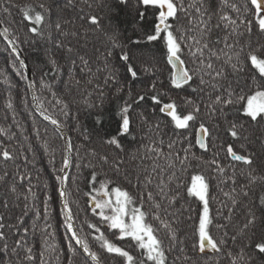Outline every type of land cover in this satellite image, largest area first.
<instances>
[{
	"label": "snow or ice",
	"instance_id": "obj_1",
	"mask_svg": "<svg viewBox=\"0 0 264 264\" xmlns=\"http://www.w3.org/2000/svg\"><path fill=\"white\" fill-rule=\"evenodd\" d=\"M117 3L127 6L129 0H117ZM80 5L89 10L93 8L91 0H38L22 8L12 4L11 0L4 6L0 0L3 14L11 16V9H18L27 34L21 41L9 27L3 26L0 30V37L7 45L3 51L8 53L16 75L27 79L21 44L47 41L63 51L68 61L67 75L76 86L81 85L77 78L79 72L87 76L85 84L94 87L101 102L109 92L123 101L113 114L115 134L101 137L105 146L103 151L86 149L85 156L81 157L77 148L73 160L69 155L73 150L71 140H65V154L56 180L68 241L67 264H74L77 256L82 264H105L108 258H119L117 264H168L169 252L185 253L184 241L178 238L177 232L180 215L188 211L184 204L189 198L199 206L198 223L193 230V250L201 256L211 253L209 259L217 258L216 264H219L220 255H227L230 264H264V194L257 205L260 214L248 208L243 222L236 226L237 231L230 237L233 243L238 237L245 238L247 243L239 252L229 250L225 253L228 229L235 226L234 215L242 199L249 196L253 186H264V174H257L256 153L246 143L240 144L239 151L235 147V142L249 140L246 133L250 127L264 125V44L253 46L241 39L246 35L250 37L254 31L264 36V0H136L139 34L134 31L124 42L115 34L105 32L101 17L91 11L85 12ZM78 8L76 16L64 15ZM149 12L153 17L150 22L146 19ZM2 25L4 21L0 20ZM90 35L102 36L104 46L94 45L92 55L82 54L72 45V39L79 43L83 38L86 47ZM153 48L159 52V59ZM93 59L97 62L95 71L91 66ZM49 63L53 76L63 71V66L54 57H49ZM47 75L49 73H44ZM40 87L51 94L48 103H54L63 117H69V103L57 95L52 84L42 77ZM28 88H35V82H30ZM91 95L92 92H87L84 99L88 108L95 107L88 101ZM33 100L53 130H62L64 124L48 114L40 97L33 96ZM148 102V108H141L136 113L140 126L147 128L144 139L148 143H142V154L141 149H137L132 159L149 160L151 164L142 163L138 171L129 172L124 170V140L136 139V121L132 113L137 106ZM6 107L13 109L11 100ZM146 112L155 117V123L149 120ZM107 115L103 110L96 114L95 125L101 130ZM161 123L168 129L167 141ZM192 129H195L194 140ZM220 130L234 142L220 146L224 151L223 158L219 151H211ZM36 134L39 136L38 129ZM0 137L3 138L0 139V168H3L0 183H5L8 164H15L18 156L15 149L10 150L4 143L15 139V134L0 127ZM89 139L84 135L85 141ZM260 139L264 147V138ZM20 155L25 163L29 162L22 151ZM51 163L55 166L54 158ZM260 163L264 164V159ZM73 166L77 172L70 178L67 170ZM83 169H90L83 177L88 189L83 195L87 198V210L92 219H85L78 228L70 198L73 186L76 191L80 190L77 182L83 176ZM122 170L124 180L134 191L117 182ZM238 177L245 182L238 184ZM31 180V175L20 173L17 166L14 182L8 190L17 201L22 199L24 203L22 215L14 223L7 214L10 209L8 199L0 202V207L6 210L0 213V254L8 257L0 260V264H13V257L15 264H36L37 254L34 245L29 243V236L30 232L35 233L41 219L44 224L40 231L44 237L39 264H51L50 259H45V253L56 254L57 260L62 255L54 243V231L49 232L52 228L48 207L51 197L46 196L42 214L35 204V186ZM26 181V191L19 193L17 185L22 186ZM213 186L222 195V200L212 194ZM223 186L228 190L225 191ZM213 202L218 205L214 212ZM15 206L19 207L18 204ZM29 211L34 212L35 218L31 227H24V217ZM83 225L87 226L88 232ZM213 228L223 230L221 238L212 234ZM9 232L14 237L11 246ZM161 233H164L163 238ZM108 234L115 240L128 241L132 251L117 245ZM183 260L190 261L191 257L184 254Z\"/></svg>",
	"mask_w": 264,
	"mask_h": 264
},
{
	"label": "trees",
	"instance_id": "obj_2",
	"mask_svg": "<svg viewBox=\"0 0 264 264\" xmlns=\"http://www.w3.org/2000/svg\"><path fill=\"white\" fill-rule=\"evenodd\" d=\"M38 2V0H11L12 4L19 7H23L25 4ZM93 3V8L89 10L85 5H80L84 7L85 12L91 11L101 17V23L103 25L104 31L108 34H115L118 39L122 42L127 41V38L133 36L134 31L137 34L138 28L136 24L137 11L135 8L136 0H129V5L121 6L118 5L117 0H91ZM4 6H7L9 0H2ZM79 8L76 10H71L64 13L65 16L71 18L77 15ZM11 16L3 14L2 8H0V20L4 21L3 26L9 27V29L18 35L23 41L26 37V30L21 21L20 12L17 8L11 9ZM146 19L150 22L153 17L149 12ZM79 24V21H77ZM82 31V30H81ZM54 40L56 39V34L53 33ZM243 42H251L253 46L258 43L264 44V36L257 34L255 31L249 36H244L241 38ZM104 38L100 35L92 36L88 38L87 46L84 47L85 41L83 38L77 43L75 39H72V45L77 48L82 54L87 52L92 55L94 52V45L96 47L104 46ZM7 45L4 43L0 37V127L10 129L11 133L15 134V139L8 141L5 140L4 143L8 145L9 149H15L18 159L15 164L9 162L8 164V177L5 183H0V202L4 199H8L10 204V209L7 210V214L11 216L12 223L15 222L16 218L22 215L23 212V200L17 201L15 196L9 192V185L13 183V178L17 171V166H19L20 173H28L31 175V184L35 187L33 191L36 193V206L41 210L43 214L44 200L46 196H50L51 200L48 202L49 207V223H51L52 228L49 232L55 233L54 243L58 247V252L62 253L59 260L55 258L56 254L50 256L49 253H45V259L49 260L51 264H67L68 261V241L66 239V233L63 227V215L61 211V206L58 197L59 188L58 181L56 180L57 170L61 166L62 157L65 154L64 142L61 136L53 130L48 124L43 122L37 114L34 112L30 100L29 89L27 81L23 76L16 75L13 71L11 64L9 63L8 53L3 51ZM22 54L25 57L30 72L32 74L33 80L35 82V92L36 96L40 97L43 101L45 107L49 110L48 114L56 116L64 124L63 129L67 133L71 143L73 145L72 158L75 160L76 149L79 148V154L84 157L86 154V149L96 148L97 150L103 151L104 147L102 145L101 137L108 134H115L116 132V118L113 114L116 112L118 105L122 104L123 101L120 97L115 96L113 93L109 92L108 96L101 102L98 93L95 91L94 87L91 85H86L85 80L87 76L77 72V78L81 80V85L76 86L74 81H70L67 75L68 71V61L64 58V53L61 49H56L54 44H49L47 41L37 40L35 44L22 43L21 44ZM156 52L157 59L160 58L159 52L153 48ZM139 55V53H136ZM54 57L57 59L60 65L63 66V71L56 76L51 73V65L49 63V57ZM145 56L147 58L148 53L145 50ZM93 71L97 67V62L93 59L92 62ZM191 66L190 64L188 65ZM163 68V64H161ZM44 73H49V75L44 76ZM166 75V72H165ZM43 79L52 84L53 90L56 91L57 95L69 103L71 114L69 117L65 118L59 113V108L54 107L53 104H49L48 101L51 100V94L47 89H42L40 87V80ZM7 79V83L5 80ZM142 79H147V77H142ZM9 84L11 87H9ZM138 90V85H137ZM107 91V89H106ZM87 92H92V95L88 97L89 103H93L95 107L88 108L84 103V99L87 96ZM126 99V97H124ZM11 100L13 104V109H8L6 107L7 103ZM150 102L137 106L135 112L132 113L133 119L136 121L135 124V135L136 139L132 140L130 138L124 140L125 152L122 154L126 160L125 169L129 172H135L139 170V167L143 163L144 165H150L151 161L144 160L143 162L139 159H132V155L137 152V149H141L142 154V143H148V140L144 139L147 135V128L141 127L139 121L136 117V113L141 110V108H148ZM101 110L108 113L104 118L105 124L103 130L99 129L95 125L96 114ZM149 115V120L155 123V117L146 112ZM15 116V119H13ZM39 130V136L36 134V130ZM47 129V131H45ZM162 132L165 133L164 139H168V129L164 128L163 123H161ZM84 135H88L90 139L88 141L84 140ZM191 135L193 140L195 139V129L191 130ZM249 136L247 142H235V147L239 151L240 144L246 143L247 147L254 151L257 155V174H264V164L260 163L261 159H264V147L261 146V139L264 138V125L252 126L246 133ZM0 139H3L0 137ZM45 141L47 142V150H45ZM229 143H234L228 136L225 135L223 130L218 131L216 138L213 142V147L211 151H219L220 156L223 158L224 151L221 150L220 146H226ZM83 145V147H80ZM28 156L29 162L25 163L23 156L20 152ZM210 154V153H209ZM54 158L55 166L51 163V159ZM90 169H83V176L78 180L79 191H76V187L71 188V207L73 209L74 215L77 217V227L79 228L85 219H92L87 210V198L83 195L87 191V181L83 178L86 177ZM77 170L73 166L69 170L70 178L76 174ZM3 173V168H0V174ZM111 175V173H109ZM118 183H121L124 187L130 188L123 177V170L119 177L116 178ZM245 182L242 177H238V184ZM215 185V181H213ZM28 187L27 181L24 185H17L18 192L24 193ZM224 190L227 191V186H223ZM130 190L134 191V189ZM212 194L218 199L222 200L223 197L220 192L213 186ZM264 194V186L257 184L252 187L247 198H243L241 204L238 206L236 213L234 215V225L228 229L229 240L225 248V253L229 250L239 252V250L247 243V240L243 237H238L237 241L233 243L230 239L231 235L237 231L238 225L243 222L244 215L248 208L260 214L257 207L259 202V197ZM19 205V207L15 205ZM78 205V206H77ZM218 207V205L213 202L212 208L213 212ZM184 208L188 211H184L180 215V222L178 224V238L184 241L183 247L185 248V253H180L178 250H173L168 253V264H216L217 258L209 259L212 256L208 253V256H201L192 248L193 241V230L198 223V211L199 206L197 203L192 202L189 198L188 202L184 204ZM2 207H0V213L5 212ZM190 217V218H189ZM35 218L33 211H29L28 215L24 217L25 224L24 227H31L32 222ZM222 222V221H221ZM44 224L43 219L37 222V229L35 233L30 232L29 243L34 245V251L37 254V262L39 264V252L42 250L43 237L44 234L40 231V226ZM85 232H88L86 225H83ZM223 230H216L213 228L212 234L216 238L222 237ZM111 237V234H108ZM161 237H164V233H161ZM117 245H122L129 251L132 249L129 247L128 241H120L112 238ZM14 237L9 232L8 243L11 246ZM50 242H53L50 240ZM168 246L167 239H165V247ZM179 246H177L178 248ZM187 254L191 257L190 261H184L183 255ZM180 256L181 259L177 260L176 257ZM8 257L0 254V260H7ZM13 264H15V258L13 257ZM119 258L113 260L108 258L105 264H117ZM219 264H230L227 255H220L218 257ZM74 264H82V260L79 256L75 258Z\"/></svg>",
	"mask_w": 264,
	"mask_h": 264
},
{
	"label": "water",
	"instance_id": "obj_3",
	"mask_svg": "<svg viewBox=\"0 0 264 264\" xmlns=\"http://www.w3.org/2000/svg\"><path fill=\"white\" fill-rule=\"evenodd\" d=\"M0 30H2V26H0ZM1 38H2V37H1ZM2 40L4 41L3 38H2ZM4 43L6 44L5 41H4ZM21 55H22V58L25 60V62H26V64H27V69H26L27 79H26V81H27V85H28L30 82H34V80H33L32 74H31V72H30V69H29V66H28V63H27L25 57L23 56L22 53H21ZM28 89H29L30 100H31V104H32V108H33L34 112L37 114V116H38L43 122H45V123L48 124L51 128H53V126H52L51 124H49L47 121H45V120L43 119V117L40 115V109L37 107V102L33 100V96H36L35 88H32V89L28 88ZM56 132H57L60 136H63V137H64V139H62V140H63V142H64V147H65V140H66V139H69L67 133L65 132L64 129H62V130H58V131H56ZM69 155L72 156V153H69ZM69 170H70V169L67 170V173H68V174H69ZM58 197H59V195H58ZM59 202H60L61 211H62V202H61L60 199H59Z\"/></svg>",
	"mask_w": 264,
	"mask_h": 264
}]
</instances>
